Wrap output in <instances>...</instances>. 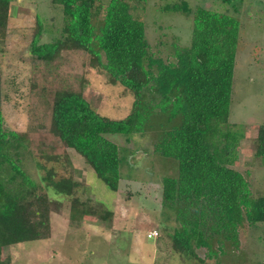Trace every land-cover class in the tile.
Wrapping results in <instances>:
<instances>
[{"label":"trees","instance_id":"trees-1","mask_svg":"<svg viewBox=\"0 0 264 264\" xmlns=\"http://www.w3.org/2000/svg\"><path fill=\"white\" fill-rule=\"evenodd\" d=\"M12 1L0 0V43L7 36ZM135 1L146 0H52L64 19L61 36L52 43H41L45 28L37 19L30 47L35 60L51 66L67 52H83L89 56L88 66L134 97L130 113L113 119L85 99L81 90L85 80L80 91L59 89L49 131L114 192L119 191L128 152L107 137L153 131L154 154L177 163L176 175L162 181V207L177 224L170 236L173 247L199 264H207L206 259L222 264L220 256L228 245L240 248L244 224H264V197L253 198L249 181L234 168L243 139L229 124L240 22L198 8L190 46L175 44L171 59L164 60L153 52L145 23L133 14ZM167 10L191 13L185 1ZM7 99L0 74V264H6L4 248L49 237L53 204L49 190L72 198L74 220L96 212L74 196L78 183L73 178L55 180V170L50 169L41 186L23 170L31 136L7 130L3 111ZM256 144V156L264 165V125ZM37 158L59 161L57 155L40 149ZM65 158L71 166L69 155ZM105 215L111 217L110 212ZM198 249L206 250L205 259L197 255Z\"/></svg>","mask_w":264,"mask_h":264},{"label":"rangeland","instance_id":"rangeland-1","mask_svg":"<svg viewBox=\"0 0 264 264\" xmlns=\"http://www.w3.org/2000/svg\"><path fill=\"white\" fill-rule=\"evenodd\" d=\"M184 1L191 8L190 14L167 10V6L171 9ZM133 6L135 17L146 25L153 52L164 60L171 59L175 44L190 46L198 8L230 15L240 22L229 124L243 139L234 168L249 181L253 198L264 197V165L256 156L257 132L264 125V0H146L135 1ZM38 18L45 28L41 43H52L61 36L63 12L52 0L12 1L7 36L0 43V74L8 96L3 104L6 128L30 133L23 170L36 183L46 185L44 178L50 169L55 170V180L71 177L78 183L74 196L96 212L74 220L72 198L49 190L53 202L49 237L6 247L2 260L6 264H199L173 247L170 236L177 224L162 207V181L176 175L177 163L154 154L153 131L130 138L107 137L128 152L118 192L111 191L78 154L49 131L52 102L59 89L80 91L85 80L81 89L85 99L100 114L113 119H124L130 113L134 97L88 66L89 56L83 52H67L51 66L35 60L30 47ZM39 149L57 155L59 161L39 160ZM108 212L111 217L105 215ZM152 230L159 232V238L147 239ZM239 235L240 248L228 245L227 253L220 256L222 264H264V224H244ZM196 252L201 259L206 258V250ZM205 262L215 264L216 260Z\"/></svg>","mask_w":264,"mask_h":264},{"label":"built area","instance_id":"built-area-1","mask_svg":"<svg viewBox=\"0 0 264 264\" xmlns=\"http://www.w3.org/2000/svg\"><path fill=\"white\" fill-rule=\"evenodd\" d=\"M160 234L157 230H152L150 232H148L147 234V239L151 240V239H157L159 238Z\"/></svg>","mask_w":264,"mask_h":264}]
</instances>
